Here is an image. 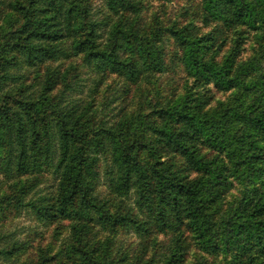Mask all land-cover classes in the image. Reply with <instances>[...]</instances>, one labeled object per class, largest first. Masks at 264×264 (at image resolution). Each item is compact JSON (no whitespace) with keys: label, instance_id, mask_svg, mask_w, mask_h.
<instances>
[{"label":"trees","instance_id":"1","mask_svg":"<svg viewBox=\"0 0 264 264\" xmlns=\"http://www.w3.org/2000/svg\"><path fill=\"white\" fill-rule=\"evenodd\" d=\"M102 2L98 17L88 0H0V173L10 191H0V202L31 208L46 223L69 221L56 264H183L192 240L221 264H264V73L253 77L248 61L218 56L223 30L264 31V0H200L202 23L215 24L203 33L190 22L144 21L141 0ZM164 38L180 47L174 61L195 83L233 96L207 107L205 94L173 84L144 97L139 85L170 71ZM78 56L94 72L84 95L72 94L79 79L64 66ZM111 74L129 84L124 93L134 86L124 101H144L108 121L94 95ZM98 160L107 167L106 198L95 191ZM48 170L53 192L25 200ZM232 176L243 188L223 208ZM131 194L142 219L111 200ZM151 223L172 236L161 261L146 244L125 261L112 256L108 235L100 239L125 224L146 240ZM24 248L0 245V257Z\"/></svg>","mask_w":264,"mask_h":264},{"label":"rangeland","instance_id":"2","mask_svg":"<svg viewBox=\"0 0 264 264\" xmlns=\"http://www.w3.org/2000/svg\"><path fill=\"white\" fill-rule=\"evenodd\" d=\"M142 6V19L146 22H152L155 18H159L165 23L176 21L178 23L190 22L192 26H196L200 33L211 30L215 25L214 23L203 24L199 15L200 0H141ZM93 13L98 17L106 14L102 0H88ZM243 29L223 30L219 38H224L218 56L231 55L235 60H245L255 67L253 70V77L264 73V31H253L242 27ZM240 31V34L238 35ZM240 37V38H238ZM163 46L165 48L167 63L170 71L162 74H157L151 78V82L143 81L139 88L147 97V94L154 93L157 89L163 90V93L168 94L169 87H180L181 92H186L190 89L193 97L205 94L208 98L207 107H214L219 101L226 102L232 96V91H221L215 89L210 84H200L194 82L192 77H189L183 71L180 64L174 61L176 52L179 46L175 47L176 43L172 38H164ZM176 51V52H175ZM175 52V53H174ZM172 61V62H171ZM177 65V66H175ZM64 66L69 69V73L76 75L75 83L78 84L74 95H84L91 87V80L94 72L90 68L81 66V58L75 57L72 60H66ZM175 66V67H172ZM77 67V68H74ZM23 70V68L21 69ZM30 72L35 73V69H28ZM187 84L184 85V82ZM128 83L117 75L111 74L106 76L103 83L98 87V91L94 95L97 105L101 107L104 119L113 121L117 117L116 113L120 108L125 105L126 109H135L144 101L143 99L134 98V86L129 88V91L124 93V87L127 88ZM159 90V91H160ZM81 93V94H78ZM139 93V92H137ZM147 93V94H146ZM71 94V95H72ZM129 95H132V102L123 100ZM123 97V98H122ZM130 103V104H129ZM128 104V105H127ZM120 107V108H119ZM99 158V157H98ZM97 165L98 180L96 182V194L98 197L106 198L110 194L107 184V167L103 160ZM50 170L44 172L39 176V184L31 190L30 194L25 197L26 199L38 200L45 198L53 192L52 185L54 184V177ZM234 177V182L230 188L225 191L222 197V207L232 204V201L240 197V192L243 188V183H238ZM8 180L2 173H0V191L7 190ZM2 187V188H1ZM2 194V193H1ZM112 201H121L126 208H132L133 213H137L138 217L142 219L143 214L135 207L134 195L131 194L127 198L119 199V197H112ZM13 202L9 199L0 202V245L7 246L13 241L25 244L23 250L16 252L15 256L9 259L0 257V264H42L40 258L41 254L45 257L54 256V259L48 261V264H56L60 256L56 253L61 252L63 248L70 242L69 234L70 227L68 220H60L53 223H46L38 218V216L31 210V208H17L12 205ZM120 211L125 212L122 208ZM123 215V214H122ZM149 236L145 240L141 237L133 227L127 225L117 226L114 230H106L100 234V239L108 235L111 245V253L114 257H122L126 261V257L135 258L138 254L144 252V244L147 245L146 253L153 257L156 261H161L168 253L172 246V239L170 233L159 231L153 223L150 225ZM94 228V232L101 230ZM108 232V234H107ZM113 234V238L111 235ZM224 259L218 256L216 259L212 258L206 252L198 249L197 244L192 240L189 244V249L186 252L185 261L183 264H221Z\"/></svg>","mask_w":264,"mask_h":264}]
</instances>
